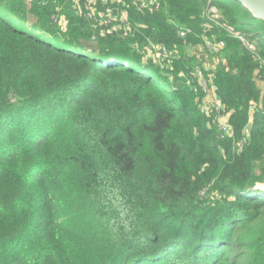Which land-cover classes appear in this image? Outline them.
I'll return each mask as SVG.
<instances>
[{"label": "trees", "instance_id": "trees-1", "mask_svg": "<svg viewBox=\"0 0 264 264\" xmlns=\"http://www.w3.org/2000/svg\"><path fill=\"white\" fill-rule=\"evenodd\" d=\"M139 4L94 3L127 12L124 34L94 30L85 0H0V264H264V20L234 0ZM211 36L230 136L201 108V52L161 70L134 48Z\"/></svg>", "mask_w": 264, "mask_h": 264}, {"label": "built area", "instance_id": "built-area-1", "mask_svg": "<svg viewBox=\"0 0 264 264\" xmlns=\"http://www.w3.org/2000/svg\"><path fill=\"white\" fill-rule=\"evenodd\" d=\"M103 2H106V0H102ZM95 3V2H94ZM94 3L92 4L93 7ZM151 6L147 8H157L159 7V0H153L151 1ZM142 4H139V7H141ZM91 5L88 4L87 11L89 16L91 17L93 14L90 13V10L88 9ZM143 5V8H146ZM109 9H111V11H113L112 7H107L106 8V12L109 11ZM209 14L207 15V19L209 22L216 24L217 26H221L226 28L230 33L238 36L237 32H234L233 29L228 26L225 25L223 23H221L218 19V15H217V10L214 7H210L209 8ZM105 12V14H107ZM110 19V18H109ZM111 20H108V23ZM190 30L188 27H185L184 29H182V31L180 32L181 36H184L185 34L189 33ZM243 43L244 45L250 49V50H255V43L254 42H249L247 40H245L244 38L238 37ZM204 43L202 46V51H201V61H200V66L195 67V69L191 72L190 76L197 82V85L199 88H202L203 91L205 92L204 98H203V103H208L207 107H205L204 109H202L203 111H205L207 114H209L210 112L213 113L214 111V116H213V120L217 123L220 131L224 134V135H232V129L228 123L227 117L228 114L225 113V110L223 107H221L220 101L218 100L216 94H215V85L213 83V72H214V67L215 65L219 62L222 61L221 58V53H222V49L225 47V41H223L222 39H217L215 36H211V37H203ZM160 46L157 48L158 52H159V57L163 60V58L167 57L168 55L170 56V52L168 50V48L163 45V44H159ZM186 78V75L184 76ZM192 78H187V83H191L192 82ZM194 86V85H193ZM206 99V100H205ZM206 101V102H205Z\"/></svg>", "mask_w": 264, "mask_h": 264}, {"label": "rangeland", "instance_id": "rangeland-1", "mask_svg": "<svg viewBox=\"0 0 264 264\" xmlns=\"http://www.w3.org/2000/svg\"><path fill=\"white\" fill-rule=\"evenodd\" d=\"M31 1H33V0H26V2H28V3H31ZM96 1L97 0H85V2H86V5L85 6L86 7L88 6V4L91 5L88 9L90 10V13L93 14V15L90 17L87 12H85V15L90 20V22L92 24V28L94 30H96L97 27H101L102 28V26L107 25L108 24V20H111L112 24H115L113 26V28H112V31H114V32L115 31H122L124 34H127L128 33V30H131L132 29V28L130 29L129 25H124V24H127V20H128L127 12L124 9H116V11H111V9H109L108 12L105 11L107 13V14H105V13H102L101 11H99L98 9H96L95 7H93L92 4L94 2H96ZM111 1H115V2L119 3L120 0H111ZM137 1L140 4H142L141 7H139V8L140 9H145V8H143V5H144V7H146V6L150 7L151 4H152L151 1H153V0H137ZM73 3H74V9H76L77 12L80 13L82 7L79 6V0H73ZM85 11H86V9H85ZM209 11H210L209 8H207L204 11L205 18L209 14ZM56 12H59V13L56 14V15H53V19H57L58 20V23L60 24V26H59L60 29L59 30L60 31H65L66 28H67V26L65 24L66 23V18L64 16V14L61 13L60 7H56ZM3 16H5V15H3ZM6 18L11 23H13L14 25L18 26L20 29L25 30V31H28V32H30L32 34L38 35L39 37H41L45 41H49V42H54L55 43L54 39L48 33H46L44 31L38 29L36 26L31 25L29 23H26L24 21L15 19L14 17L6 16ZM123 25H124V29L122 28ZM104 29L106 30V28H104ZM106 31H107V33L112 32V31H109V30H106ZM101 33L104 34L103 31ZM92 41H93L92 44L94 46H96L97 43L94 42L95 40L92 39ZM159 46H160L159 44L152 43V41H148L146 43V45H145V49L146 50L144 49V47H140L139 48L138 46H135L134 48L137 50L138 53H140V54L143 53V59H151L156 65H158V67L161 70L170 69L171 66L173 65L174 60L178 59L175 56V53H178L179 50L176 51V50H169L168 49L169 52L171 53L170 56L168 55L167 57L163 58V60H162L158 56L159 55V52H158L157 48ZM190 50H192L191 53L194 51V54H196V55H199L200 52H201L200 51L201 48H200L199 45L190 47ZM112 59L113 58L110 59V62L111 63H113V62L116 61V60H112ZM196 61L198 62V59H196ZM199 61H201V60H199ZM200 64L201 63L198 62L197 66H200ZM195 67H196V65H194V68L191 71H193L195 69ZM184 71H185V69L184 70L182 69L180 71V75L182 77H184L185 75H187L186 73H184ZM207 104L208 103H203V99H202L201 108L204 109L205 107H207ZM256 187L257 188L264 189V184H259Z\"/></svg>", "mask_w": 264, "mask_h": 264}, {"label": "water", "instance_id": "water-1", "mask_svg": "<svg viewBox=\"0 0 264 264\" xmlns=\"http://www.w3.org/2000/svg\"><path fill=\"white\" fill-rule=\"evenodd\" d=\"M248 8L254 17L264 20V0H234Z\"/></svg>", "mask_w": 264, "mask_h": 264}, {"label": "crops", "instance_id": "crops-1", "mask_svg": "<svg viewBox=\"0 0 264 264\" xmlns=\"http://www.w3.org/2000/svg\"><path fill=\"white\" fill-rule=\"evenodd\" d=\"M190 47H193V46H188V45L183 46L181 49H179V51L182 52L183 54H188L190 56V55L194 54V51L191 53L192 50H190ZM176 51H178V49Z\"/></svg>", "mask_w": 264, "mask_h": 264}, {"label": "clouds", "instance_id": "clouds-1", "mask_svg": "<svg viewBox=\"0 0 264 264\" xmlns=\"http://www.w3.org/2000/svg\"><path fill=\"white\" fill-rule=\"evenodd\" d=\"M124 216H125V212L124 211H121V213H120L121 220H124ZM124 226L125 227L128 226V222L126 220L124 221Z\"/></svg>", "mask_w": 264, "mask_h": 264}]
</instances>
